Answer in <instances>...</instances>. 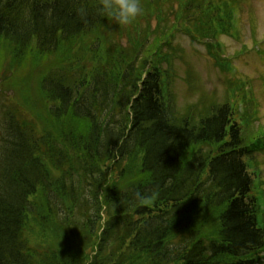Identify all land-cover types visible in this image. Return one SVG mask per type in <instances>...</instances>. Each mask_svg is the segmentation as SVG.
Wrapping results in <instances>:
<instances>
[{
    "label": "trees",
    "instance_id": "trees-1",
    "mask_svg": "<svg viewBox=\"0 0 264 264\" xmlns=\"http://www.w3.org/2000/svg\"><path fill=\"white\" fill-rule=\"evenodd\" d=\"M100 3L0 0V264H258L254 97L230 78L221 98L163 95L176 32L217 62L214 40L237 32L229 2L141 0L129 25Z\"/></svg>",
    "mask_w": 264,
    "mask_h": 264
},
{
    "label": "rangeland",
    "instance_id": "rangeland-1",
    "mask_svg": "<svg viewBox=\"0 0 264 264\" xmlns=\"http://www.w3.org/2000/svg\"><path fill=\"white\" fill-rule=\"evenodd\" d=\"M251 19H253V23L250 22ZM238 22L239 39L231 38L225 34L219 36L226 55H232L237 50L241 51L242 43L246 44L248 48V51L237 57H232V69L228 76L235 75L242 80L247 78L252 81L253 91L258 102H260V115L264 119V40L258 44L259 52L254 54L252 51L254 40H261L264 37V0H247ZM191 39L187 34L177 31L172 40V46L176 50L172 60L178 66L179 71L178 75H173V81L168 79V88L170 94L171 87L173 88L180 107H183L187 100L197 102L200 100L201 95L207 96L212 94L213 91L216 97L221 98L225 88V73L217 65H214L213 59L206 52L205 46ZM183 61L191 66L187 77L188 69L184 67ZM161 65L166 67L164 62H161ZM186 79H189L192 83L195 88L194 91L189 93L186 91ZM252 156L257 161L259 168V175L255 178L260 180V190L264 192V151H256ZM250 172L254 176L253 171ZM261 196L264 200V194ZM261 263L264 264V257L261 259Z\"/></svg>",
    "mask_w": 264,
    "mask_h": 264
},
{
    "label": "clouds",
    "instance_id": "clouds-1",
    "mask_svg": "<svg viewBox=\"0 0 264 264\" xmlns=\"http://www.w3.org/2000/svg\"><path fill=\"white\" fill-rule=\"evenodd\" d=\"M83 14V10H82ZM143 14V8L141 0H101V3L98 7V15L102 17L109 18L116 25H129L135 22V20ZM119 129L112 128V137L118 138ZM115 185L107 184L105 187ZM118 187L120 193L125 191V189L119 185ZM85 199H93L92 193L85 191L83 194ZM138 197V202L140 205L149 206L151 205L158 196V193H151L150 195H143L139 192L136 193ZM107 218H105L106 220ZM104 221H101V224L104 225Z\"/></svg>",
    "mask_w": 264,
    "mask_h": 264
}]
</instances>
